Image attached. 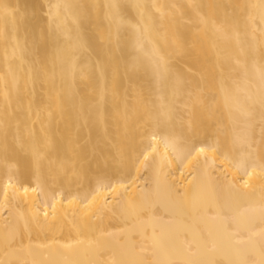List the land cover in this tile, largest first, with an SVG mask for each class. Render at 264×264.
Instances as JSON below:
<instances>
[{
    "label": "bare ground",
    "instance_id": "1",
    "mask_svg": "<svg viewBox=\"0 0 264 264\" xmlns=\"http://www.w3.org/2000/svg\"><path fill=\"white\" fill-rule=\"evenodd\" d=\"M0 264H264V0H0Z\"/></svg>",
    "mask_w": 264,
    "mask_h": 264
}]
</instances>
